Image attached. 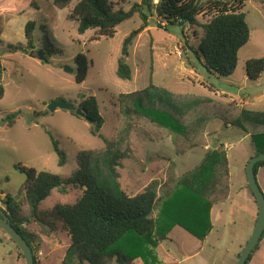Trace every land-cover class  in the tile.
Returning a JSON list of instances; mask_svg holds the SVG:
<instances>
[{
	"label": "rangeland",
	"instance_id": "1",
	"mask_svg": "<svg viewBox=\"0 0 264 264\" xmlns=\"http://www.w3.org/2000/svg\"><path fill=\"white\" fill-rule=\"evenodd\" d=\"M78 1L60 9L47 0H0L1 82L5 88L0 98V207L8 210L5 202L10 193L21 215L30 217L25 226L35 234L34 244H40L41 264H79L82 250L69 252V228L52 210L57 203L76 202L83 189L70 185H64L66 193L53 189L34 218L24 199L27 175L21 167L48 170L66 179L77 168L82 149L102 148L104 138H109L130 148L119 167L121 188L128 195L157 181L160 198L153 211L157 221L153 234L157 240L161 233L165 238L155 246H143L139 258L121 262L116 258L96 260L92 252L84 250L85 264H236L258 219L246 165L254 153L252 136L264 133V72L258 79H250L246 63L264 57V0L246 1L243 10L251 38L239 50L232 75L209 72L202 56L201 60L197 56L194 49L199 44L200 25L159 26L155 15L130 47L131 80L119 78L116 71L123 41L142 25L141 18L135 15L117 25L112 37L97 30L80 34L77 21L68 19ZM109 1L115 8L128 10L140 0ZM197 18L200 24L210 16L202 13ZM30 20L47 24L63 55H52L49 63L38 58L42 45L51 47L39 27L29 54L7 51L8 43H27L25 27ZM80 53L89 61L81 83L76 81L75 62ZM89 96L96 97L104 117L99 134H93L92 124L73 111L57 108L51 112L48 108L59 101L78 106ZM127 106L138 108L141 115H127ZM16 111H21L20 119L12 127L3 126L2 118ZM199 121H206L203 131L192 126ZM50 133L66 154L62 166ZM217 149L227 157L229 196L212 205L213 228L206 237L197 238L183 226L171 224L167 214L178 209L181 197L194 193L188 187L192 184L187 173ZM256 177L264 193V167L258 168ZM20 252L0 227V264H26ZM249 264H264V240Z\"/></svg>",
	"mask_w": 264,
	"mask_h": 264
},
{
	"label": "trees",
	"instance_id": "2",
	"mask_svg": "<svg viewBox=\"0 0 264 264\" xmlns=\"http://www.w3.org/2000/svg\"><path fill=\"white\" fill-rule=\"evenodd\" d=\"M47 1L63 9L70 6L74 0ZM246 1L209 0L200 4L198 0H140L125 10L115 8L109 0H79L73 6L68 19L77 21V30L80 34L87 30H97L101 35L112 37L117 25L135 15L141 18L142 25L132 31L122 44L116 73L123 80L132 79V69L127 63L130 47L136 35L148 26L150 17L155 15L159 26H167L169 23H177L181 27L200 25L199 44L194 51L200 60L202 56L204 66L209 72L229 76L237 68L239 50L251 38V29L243 10ZM32 5L36 7L35 2H32ZM202 13L209 14L210 18L205 23L199 24L197 16ZM39 22L42 21H28L25 27L27 43H8L7 51L29 54L31 49L35 48L32 41L33 33L39 27L46 34V39L51 45L50 48L42 45L41 49L45 51L46 56L43 62L49 63L50 57L54 54L63 55V49L56 48L55 37L51 34L47 24H39ZM1 33L0 29V35ZM75 62L77 64L76 81L81 83L87 76L89 61L85 54L80 53L75 57ZM263 72L264 57L247 61L246 73L250 79H258ZM4 92V85L0 82V98L4 96ZM78 107L85 113L84 118L88 117L93 120L91 132L99 134L104 124V117L100 112L96 97L83 98ZM131 112L141 115L138 108L127 106L125 113L129 115ZM20 114L21 111L9 113L2 118L1 123L5 127H12L20 119ZM204 122L199 121L198 125L192 126H199V131H203ZM199 131L196 133L198 134ZM50 135L59 155V165L62 166L66 163V154L59 149V143L55 137L51 133ZM252 143L253 156L264 152V133L253 135ZM129 149L128 145L118 146L113 139L104 138V147L87 148L79 152L78 166L66 179L48 170L38 172L34 168L21 167L27 175L24 199L29 205L30 215L34 218H38L41 203L51 195L53 189H58L63 193L68 191L64 185L83 189L82 195L76 202L57 203L52 210L65 221L69 228L71 235L69 252L74 249L82 250L78 254L79 264H85L84 250L92 252L96 260L116 258L118 262H121L126 261L125 258H139L144 253L143 246L146 244L155 246L159 240L165 238L161 233L157 240L153 234L157 227L153 211L160 198L157 181H152L144 191L133 196L128 195L121 188L119 167L121 160L130 151ZM208 158L192 172L187 173V180L195 187L188 186L194 189V193H191L193 195L181 197L176 205L179 206L178 209L167 214L171 224L183 226L197 238L206 237L213 228L210 220L212 205L229 196V169L226 155L217 149ZM261 166L264 167V161L256 163V173ZM6 197L5 203L8 210L5 211L12 225L31 245L35 264H41L38 258L40 244H34L35 234L25 226L30 217L25 218L21 215L19 204L12 194L9 193ZM263 240L264 232L246 264L252 260ZM19 255L24 257L22 252ZM91 262L95 263L94 260Z\"/></svg>",
	"mask_w": 264,
	"mask_h": 264
},
{
	"label": "water",
	"instance_id": "3",
	"mask_svg": "<svg viewBox=\"0 0 264 264\" xmlns=\"http://www.w3.org/2000/svg\"><path fill=\"white\" fill-rule=\"evenodd\" d=\"M38 58L40 60H45V51L43 49L38 50ZM2 62L0 58V82L2 79ZM70 71H72L70 69ZM49 110L54 112L57 108L71 110L76 113V115L84 117L85 113L76 104L71 102L59 101L54 102L49 105ZM91 124L93 120L85 117ZM258 161H264V152L259 153L256 156L250 158L246 165V174L248 183L254 193L256 202L258 204V219L255 224L254 230L240 254L236 264H246L247 260L259 242L263 232H264V193L257 181L255 165ZM0 227L8 234V236L16 243L20 251L22 252L26 264H35L34 252L31 245L28 243L27 239L12 225L11 220L7 212L0 207Z\"/></svg>",
	"mask_w": 264,
	"mask_h": 264
},
{
	"label": "built area",
	"instance_id": "4",
	"mask_svg": "<svg viewBox=\"0 0 264 264\" xmlns=\"http://www.w3.org/2000/svg\"><path fill=\"white\" fill-rule=\"evenodd\" d=\"M229 146H225L226 149H228Z\"/></svg>",
	"mask_w": 264,
	"mask_h": 264
}]
</instances>
